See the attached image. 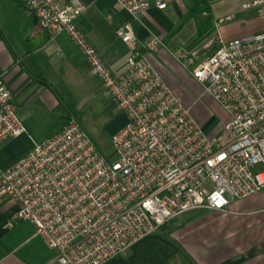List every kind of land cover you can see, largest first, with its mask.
Masks as SVG:
<instances>
[{
  "label": "built area",
  "instance_id": "1",
  "mask_svg": "<svg viewBox=\"0 0 264 264\" xmlns=\"http://www.w3.org/2000/svg\"><path fill=\"white\" fill-rule=\"evenodd\" d=\"M49 37L65 34L110 93L126 123L111 136L116 158L100 154L69 113L65 124L12 166L0 167V196L18 204L7 222L28 220L56 251L57 264H104L180 214L224 210L231 199L264 187V30L224 39L217 32L197 58L177 59L227 115L218 134H206L141 48L134 22L165 0H114L126 18L115 35L129 49L124 71L111 70L88 41L80 0H20ZM242 11L264 21V0ZM219 18L217 24L230 21ZM25 131L0 77V143Z\"/></svg>",
  "mask_w": 264,
  "mask_h": 264
},
{
  "label": "crops",
  "instance_id": "2",
  "mask_svg": "<svg viewBox=\"0 0 264 264\" xmlns=\"http://www.w3.org/2000/svg\"><path fill=\"white\" fill-rule=\"evenodd\" d=\"M80 1L87 9L78 21L89 43L111 70L123 72L129 49L116 37L115 28L125 20V14L114 0ZM245 1L248 0H165V9L149 7L134 22L141 44L148 43L153 35L161 38L162 45L140 51L190 108L205 133L210 121L218 116V124L208 134L220 133L228 117L208 95L202 94L201 85L183 67L177 54L202 58L214 49L206 44L217 32L224 39H232L263 31L260 17V25L246 31L237 24L229 25L230 21L217 24L219 18L241 13L240 6ZM196 5L204 9L193 18L201 36L189 44L190 37L182 34L193 19L172 35L171 32ZM93 76L84 56L65 34L49 37L20 0H0V77L25 128L18 136L0 143V167L12 166L34 144L59 130L69 114L61 110L60 91L69 84L88 87V78ZM186 85L193 86L196 93L187 92ZM53 115L61 117L63 123L60 121L46 137L36 139L38 122ZM122 127L124 124L116 130ZM10 153L15 154L11 157ZM17 210L16 202L0 196V264H57L56 251L35 233L30 221L17 220L13 226H6ZM104 264H264V187L231 199L221 211L184 212Z\"/></svg>",
  "mask_w": 264,
  "mask_h": 264
},
{
  "label": "rangeland",
  "instance_id": "3",
  "mask_svg": "<svg viewBox=\"0 0 264 264\" xmlns=\"http://www.w3.org/2000/svg\"><path fill=\"white\" fill-rule=\"evenodd\" d=\"M253 14V11H241V13L234 15L231 19L232 21L230 20L229 25L233 26L235 24L236 26L237 24L241 30H250L261 23L258 21L259 16L256 15L257 17H254L256 13ZM261 28L263 29L264 25H261ZM197 31L198 24L193 19V21L184 29L182 36H189L191 40L197 36ZM199 39L200 38L198 37L194 43ZM95 78V76H93L92 79L88 78V81H90L88 87L72 86V84H69L67 85V88L65 87L66 89L62 88L64 90L60 91V97L63 103V105H61V110L66 114L74 113L100 154L106 159L112 161L116 158V155L114 154L111 136L120 130H116L119 125H125L126 115L117 108L110 93L103 88L102 83L100 84L101 81ZM186 90L193 94L196 93L193 86L186 85ZM204 104L208 105L206 101ZM61 120V117L58 119L57 115L41 119L37 125L38 133L35 138L39 139L40 137H46L49 135L59 126L62 122ZM218 121V116L217 120L210 121L207 126L208 129L205 130L206 134L218 124ZM14 154L15 153H10V156L13 157Z\"/></svg>",
  "mask_w": 264,
  "mask_h": 264
},
{
  "label": "trees",
  "instance_id": "4",
  "mask_svg": "<svg viewBox=\"0 0 264 264\" xmlns=\"http://www.w3.org/2000/svg\"><path fill=\"white\" fill-rule=\"evenodd\" d=\"M203 11H204V9H203L201 6H198V5H196V6H194L193 8H191V9L189 10V12L187 13V15L183 18L182 22H181V23H180L175 29H173V31L171 32V35H172L174 32H176L178 29H180V27H181L184 23H186L188 20H190V19H192V18H196V17H198V15L201 14ZM200 33H201V32H200V28H198L197 36L194 37L193 39H191V40L189 41V44H193L194 41H195L198 37L201 36Z\"/></svg>",
  "mask_w": 264,
  "mask_h": 264
}]
</instances>
